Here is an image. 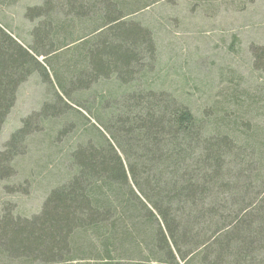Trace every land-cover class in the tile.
<instances>
[{"label": "trees", "instance_id": "1", "mask_svg": "<svg viewBox=\"0 0 264 264\" xmlns=\"http://www.w3.org/2000/svg\"><path fill=\"white\" fill-rule=\"evenodd\" d=\"M127 2L42 0L26 11L37 19L26 47L0 26V128L18 87L35 73L45 79L48 66L62 94L49 114L69 105L84 111L95 139L73 149L69 177L37 214L1 216L0 252L29 264H65L88 251L95 264H123L117 256L133 264H264V130L240 134L227 118L198 117L150 84L154 35L125 20L139 8ZM251 52L264 76V47ZM92 85L105 89L91 99L74 95ZM29 123L0 151V180L13 172Z\"/></svg>", "mask_w": 264, "mask_h": 264}, {"label": "rangeland", "instance_id": "2", "mask_svg": "<svg viewBox=\"0 0 264 264\" xmlns=\"http://www.w3.org/2000/svg\"><path fill=\"white\" fill-rule=\"evenodd\" d=\"M128 1L136 3L132 8H139L125 20L148 26L154 35L156 69L150 75V84L176 95L198 117L213 112L227 118L240 134L250 129L258 134L254 127L264 130V76L253 66L251 52L252 46L264 47V0ZM41 2L0 0V26L24 47L32 43V31L37 25V19L27 17L26 11ZM146 3L148 6L143 7ZM83 29L80 34L87 35ZM70 54L65 52L64 56ZM36 58L44 63L42 56ZM45 71V79L35 73L18 87L14 106L0 128L1 151L23 121L30 120L23 151L11 163L13 172L0 180V218L7 213L22 219L37 214L49 191L69 177L68 156L73 149L88 139L95 141L86 134L91 121L84 111L74 113L72 110H77L69 105L70 109L60 110L58 115L49 114L60 109L53 99L62 94L55 85L52 87L48 66ZM91 88L76 89L74 95L91 99V94L105 89L101 85ZM43 106L46 119L35 123L34 114ZM142 251L145 257L147 253ZM94 257L88 251L65 264H95ZM117 258L123 264L134 263ZM30 261L0 252V264Z\"/></svg>", "mask_w": 264, "mask_h": 264}, {"label": "bare ground", "instance_id": "3", "mask_svg": "<svg viewBox=\"0 0 264 264\" xmlns=\"http://www.w3.org/2000/svg\"><path fill=\"white\" fill-rule=\"evenodd\" d=\"M229 117V116H228Z\"/></svg>", "mask_w": 264, "mask_h": 264}]
</instances>
